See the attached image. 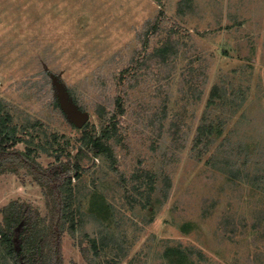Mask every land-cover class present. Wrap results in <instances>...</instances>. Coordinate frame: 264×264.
<instances>
[{
  "label": "rangeland",
  "instance_id": "1",
  "mask_svg": "<svg viewBox=\"0 0 264 264\" xmlns=\"http://www.w3.org/2000/svg\"><path fill=\"white\" fill-rule=\"evenodd\" d=\"M179 1L0 0V116L9 113L26 140L15 147L30 145L44 167L56 160L57 143L61 158L74 157L84 125L72 108L87 130L100 128L101 111L115 109L119 71L141 47L138 35L163 9V27L176 24L183 43L180 56L166 79L169 68L158 65L129 89L125 144L116 148L123 176L102 156L83 159L67 209L76 220L82 214L76 234L89 245L104 226L111 231L95 257L102 264H264V192L245 175L231 182L214 164L232 154L250 176L264 175V0H194L184 16ZM164 36L154 35L150 48ZM191 65L201 71L195 81ZM215 84L227 101L209 102ZM139 169L155 175L151 195L126 178ZM14 199L49 211L26 169L0 174V219ZM69 225L64 264H86Z\"/></svg>",
  "mask_w": 264,
  "mask_h": 264
},
{
  "label": "trees",
  "instance_id": "2",
  "mask_svg": "<svg viewBox=\"0 0 264 264\" xmlns=\"http://www.w3.org/2000/svg\"><path fill=\"white\" fill-rule=\"evenodd\" d=\"M193 10L194 0L179 1L177 8L179 15L184 16ZM164 20L165 13L162 9L152 21H147V28L138 35L141 47L134 49L130 62L117 75L114 111L108 117H106V111H101L99 129L87 130L86 127L89 123L84 124V133L80 137L81 144L74 157L68 153L66 159L61 158L65 149L60 147V143H57V146L52 148L56 153V160L44 167L37 159L33 151L35 149L30 145H26L24 150L15 147L18 142H26V140L17 139V128L9 124L12 120L9 113L0 116V174L18 173L21 169L28 170L34 181L42 187L49 208L48 213L42 216L38 208L18 199L10 201L3 207L2 219H0V245L4 247L0 256L3 259V264H10L9 261H12V264H64L62 236L67 221L70 223L69 231L77 238V244L87 261L86 264H102L97 262L95 257L99 255V250L102 247L109 245V239L114 236L104 226L99 237L88 238L89 245L83 244L86 235L76 234V231L82 228V214L80 212V220H76L75 216L73 217V212L70 213L67 210L73 194V179L81 178L84 171L82 161L85 157L95 158L98 156L104 157L110 168L123 176L124 171L120 169L116 148L125 144L121 135L120 118L126 112V101L130 96L129 89L140 85L144 73L149 72L150 74L151 69L158 65L169 68L166 75L161 78L169 77L172 74V67L176 64L181 53L183 43L179 37L174 36L177 30L176 24L166 29L162 25ZM161 31H165L166 36L159 45L150 48V39ZM191 66L190 72L193 74L191 80L195 81L198 79L197 71H200V68ZM140 69L142 71L145 69V71L138 73ZM161 90L158 88L159 92ZM210 94L209 102L212 103L216 98L227 101L229 93L225 87L215 84ZM234 102V99H231V104ZM1 110L2 105H0ZM203 132V128L199 129L196 137L197 143L200 142ZM211 140L209 139L206 145H209ZM45 148L47 147L42 149ZM216 158L219 163L215 162V166L226 172L231 182H240L245 175L249 182L252 181L254 186L260 187L264 192V175L259 172V169H256L254 175L250 176L249 172L247 173L236 165L232 154H222ZM126 178L134 183L132 185L134 189L144 188V192L148 195H151L154 190L155 175L150 171L139 169ZM168 181V179L165 181L163 198H167L169 194L170 182ZM148 195L146 199L150 201ZM254 226L256 227L255 223Z\"/></svg>",
  "mask_w": 264,
  "mask_h": 264
},
{
  "label": "water",
  "instance_id": "3",
  "mask_svg": "<svg viewBox=\"0 0 264 264\" xmlns=\"http://www.w3.org/2000/svg\"><path fill=\"white\" fill-rule=\"evenodd\" d=\"M72 111H73V114L75 116L76 122L79 125H82V124L84 125L86 123V120H87L86 116L84 114H82V113H79V112L75 111V109H73V108H72Z\"/></svg>",
  "mask_w": 264,
  "mask_h": 264
}]
</instances>
